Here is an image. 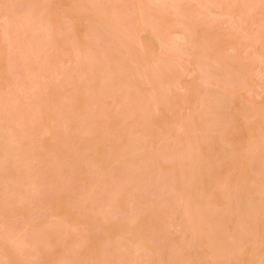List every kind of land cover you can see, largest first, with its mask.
Segmentation results:
<instances>
[{"label":"rangeland","instance_id":"rangeland-1","mask_svg":"<svg viewBox=\"0 0 264 264\" xmlns=\"http://www.w3.org/2000/svg\"><path fill=\"white\" fill-rule=\"evenodd\" d=\"M6 23L0 264L259 261L261 0H0Z\"/></svg>","mask_w":264,"mask_h":264},{"label":"snow or ice","instance_id":"snow-or-ice-1","mask_svg":"<svg viewBox=\"0 0 264 264\" xmlns=\"http://www.w3.org/2000/svg\"><path fill=\"white\" fill-rule=\"evenodd\" d=\"M262 6H264V0H261ZM172 7L176 8L179 10L180 8L184 7L179 4H174L171 5ZM5 7H11V8H22L25 7L24 5H5ZM28 7L31 8H52L54 7L53 5H29ZM143 7V6H141ZM7 20V17L5 18ZM3 36L5 37L6 40H10L12 36V25L11 23H6L2 29ZM8 58L11 60L13 58V55L15 54L11 46H9L8 49ZM261 149H262V161H261V203H262V208H261V217H262V225H264V137H262V144H261ZM6 207L8 206V201L6 200ZM251 239V232L249 233L248 239H245L244 237H240L237 243L240 246V250L244 251L248 243L250 242ZM260 242H261V258L259 261H248L247 264H264V226H262L261 233H260ZM26 264H40V261H27ZM61 264H151V262H146V261H113V260H91V261H75V260H66L62 261ZM166 264H180V262H166ZM214 264H240L239 261H221V262H214Z\"/></svg>","mask_w":264,"mask_h":264}]
</instances>
